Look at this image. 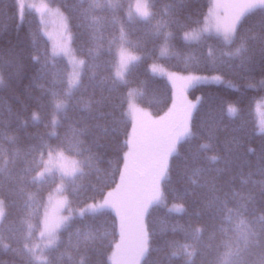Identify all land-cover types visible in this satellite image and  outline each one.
Segmentation results:
<instances>
[{
	"label": "snow or ice",
	"instance_id": "1",
	"mask_svg": "<svg viewBox=\"0 0 264 264\" xmlns=\"http://www.w3.org/2000/svg\"><path fill=\"white\" fill-rule=\"evenodd\" d=\"M122 7L120 0H103V3L91 0L89 7L80 13L81 26L92 41V46L85 49L87 60L76 58L64 41L58 42L54 47L52 61L45 59L41 62L39 56L32 57L37 63H41L35 78L37 81L44 79L50 63L54 66V57L57 55L67 56L72 65V71L66 80L67 87L63 90L58 89L57 84L60 82L56 80H53L52 86L48 88L43 84L37 85L51 98L54 114L46 125L51 130L37 137L35 143L23 151L16 147L19 140L17 136L9 135L6 126L4 130H0V177L5 178L4 182L0 183V221L6 219L9 209L15 204L18 192L24 191L27 185L43 186L56 174L60 180L58 197L53 200L50 196L46 206H37L35 195L29 194L26 205L31 211L24 221L26 232L18 237V240H22L21 246L14 248L11 243H4L5 238L0 236V246L5 251L22 256L23 264H59L55 254L60 245L61 230L71 228L76 218L90 214L93 219H98L105 216L108 210L115 211L119 217L120 239L115 243V250L112 252L115 264H140L142 258H145V264H148L146 257L151 251L150 233L144 218L153 205L167 207L165 191L160 182L167 176L169 158L177 151V145L182 139L194 135L190 120L195 105L187 103L184 90L208 78L195 75L172 77L174 81L180 82L178 95L181 109L177 116L172 115L177 107L175 102L173 109L158 120H154L147 112L130 107L131 133L129 135L125 129V135H128L125 141L127 151L123 153V167L117 166L112 174L115 187L106 195L101 193L102 199L99 203L87 204L78 211L73 210L71 202L63 193H71L80 180L93 171H98L95 161L100 159L99 150L109 146L111 138L120 132L122 123L116 118L115 107L111 103L112 94L127 83L125 76L144 58L127 50L126 46L139 48L140 45L127 38L128 33L121 25L117 45L120 59L116 75L111 80L103 77L97 80L101 66L95 61L100 55L101 46L96 41L103 18L96 16L95 12L110 10L115 13ZM183 7L181 0H172L162 10L157 11L155 3L136 0L135 5L128 6L125 23L129 29L134 28L136 23H143L147 28V35L163 40L160 55L166 56L169 54V41L173 38V33L167 29L185 27L179 16ZM17 8L18 15L22 14L23 0L17 4ZM257 10L262 17L259 32L249 35L244 31L246 19ZM213 36L225 46L239 42L233 51L224 54L227 59L221 63L226 66L231 67L229 61L235 59L240 61L241 67L251 64L257 51L260 62L264 65V0H226L224 3H218L202 27L184 32L185 41L197 43H206ZM109 43L111 45L117 42ZM143 51L145 55L149 54L146 48ZM215 62L213 60V63ZM13 66L18 74L21 67L19 54L13 50L0 53V88L9 86L2 72L5 68ZM155 70L153 66V71ZM212 79L219 80L221 77ZM260 84L264 87V81ZM98 85L99 98H93L84 104L87 109L84 126L73 128L70 136L66 135L61 139L56 129L61 126L63 119L67 118L74 94L80 90L87 92L92 89V95L95 97ZM228 111L235 114L238 109L229 105ZM57 115L61 118L58 119ZM16 119L20 120V116L17 115ZM31 119L42 122V116L37 112L31 114ZM20 123L21 126H26L27 120H20ZM85 136H90L91 142L83 139ZM53 138L59 142L55 146L49 143ZM4 142L9 145L7 148ZM200 147L203 150L209 149V145ZM65 151L74 153L80 159H69L65 156ZM209 159L218 160L215 156ZM222 171L217 169L216 175L205 176L204 169H196V174L202 177V182L193 180L194 187L185 190L179 197H193L192 206L197 209L196 215L206 217L209 222L210 242H202L203 229L196 228L194 232L187 234L191 243L169 242L172 248L170 257H181L183 264H264V212L256 214L255 208L252 207L257 198L264 204V146L260 149L257 167V173L262 179L252 180L251 173L247 179H242L244 185L250 183L251 187L236 189L231 180L221 179L219 173ZM117 176L118 182H115ZM197 188L202 191L197 192ZM39 207H43L42 218H39ZM65 211L67 215L63 214ZM187 211L184 203H174L168 208L169 213L186 214ZM33 216L38 218L37 223L32 222ZM176 228L174 225L171 230L176 231ZM35 232H38L36 237ZM12 235L16 236V233ZM75 235V247L79 250L83 245L85 251H91L97 257L94 264H104L101 259L104 248L112 247L107 231L89 224L83 231L77 228ZM213 241L216 243H212ZM73 264L93 262L86 261L81 256L73 260Z\"/></svg>",
	"mask_w": 264,
	"mask_h": 264
},
{
	"label": "trees",
	"instance_id": "2",
	"mask_svg": "<svg viewBox=\"0 0 264 264\" xmlns=\"http://www.w3.org/2000/svg\"><path fill=\"white\" fill-rule=\"evenodd\" d=\"M47 1L63 11L75 53L87 60L85 49L92 46V41L81 26L80 13L89 7L91 0ZM19 2L20 0H0V53L15 51L19 54L21 65L18 74L15 66L5 68L2 72L9 86L0 88V130H4L6 126L9 135L17 136L19 140L16 147L23 151L35 143L37 137L51 130L46 127L54 114L51 98L37 85L43 84L48 88L52 86L53 80H56L60 82L57 84L58 89L63 90L67 87L66 80L71 71L65 58L55 56L54 66L50 63L44 79L40 81L35 79L41 63H37L32 57L39 56L41 62L45 59L52 61V46L36 12L23 3L22 14L18 15ZM99 2L103 3V0ZM120 2L123 7L115 13L110 10L95 12L96 16L103 18L96 41L101 46L100 55L95 61L101 66L97 80L100 77L111 80L116 75L117 43L110 45L109 42L119 41L121 25L128 33L127 38L140 45L139 48L127 47L144 58L132 67L130 74L125 76L127 83L112 94L111 103L115 107L116 118L122 123L120 132L111 138L109 146L99 150L100 159L95 161V168L98 171H93L80 180L71 193H65L72 209L77 210L101 200V193L106 195L115 187L112 174L117 166L123 167L122 157L127 151L125 141L128 135H125V129L129 135L131 133L132 119L128 115L130 90H137L138 103L155 115L169 113L170 109H173L174 102L176 108L181 104L179 95L175 96L169 81L151 72L152 64H162L174 72L222 76L226 83L200 84L184 92V97L191 103L198 100L191 121L194 135L178 144L177 151L171 157L167 176L162 180L167 207L153 205L144 218L150 233L151 251L146 257L148 264H183L181 257H170L172 248L169 242L191 243V238L187 234L194 232L196 228L203 229L202 242H210L209 222L206 217L201 218L196 215L197 209L192 206L193 197L179 198L185 190L194 187L193 180L202 182V177L196 174V169H204L205 176L216 175L217 169L223 170L219 173L221 179L231 180L238 190L251 187L250 183L248 185L242 183V179H247L249 173L252 174L251 179L254 181L262 179L257 173V167L260 149L264 146V132H259L258 129L255 104L264 97V87L260 84L264 81V65L260 62L258 51L253 62L244 67L240 66L238 59L229 61L231 67L221 63L222 60L227 59L224 54L233 51L239 42L225 46L214 36L206 43L184 40V32L203 24L212 0H181L184 7L179 16L185 27L167 29L173 33V38L169 41L170 51L166 56L160 55L163 40L147 35V28L143 23H136L132 29H129L125 23L128 6L133 0H120ZM170 2L172 0H149V3L156 4L157 11L162 10ZM261 19L259 10L250 14L246 19L244 31L249 35L258 34ZM144 48L147 49L148 55H145ZM213 60L216 62L213 63ZM92 92V89H88L87 92L80 90L74 94L67 118L63 119L61 126L56 129L61 139L66 135L70 136L73 128L79 129L84 126L87 116L84 104L93 98H99L100 85L95 90V97ZM229 105H234L238 112L230 113ZM33 112L42 116V122L31 119ZM17 115L20 116V120H27L26 126H21L20 120L16 119ZM57 118L61 117L57 115ZM83 139L91 142L92 138L85 136ZM49 143L55 146L59 142L53 138ZM201 145H209V149L203 150ZM4 146L7 148L9 145L4 142ZM64 153L80 159L74 153L67 151ZM212 156L217 157L218 160H210L209 157ZM4 179L0 177V183L4 182ZM59 182V176L56 174L43 186L27 185L24 191L18 192L15 204L0 224V236L5 238L4 243H11L14 248L22 245V240H18V237L26 232L24 221L31 211L26 205L29 194L35 195L37 206L40 204L46 206L47 196L54 191ZM115 182H118V176ZM196 191L202 190L197 188ZM174 203H184L188 209L187 213H169L168 208ZM252 207L255 208L256 214L264 212V204H261L258 198ZM39 213V218H42L43 207H39ZM37 219L33 216L32 222L37 223ZM89 224L107 231L108 241L111 242L112 247L105 246L101 259L104 264H115L112 252L115 250V243L119 242L120 235L119 217L112 210H108L105 216L98 219H93L90 214L76 218L71 228L61 230L60 245L55 254L59 264H73V260L81 256L94 264L97 257L91 251H85L83 245L79 250L75 247L77 228L83 231ZM174 225L177 226L176 231L171 230ZM164 229L167 230L162 231ZM12 233H16V236ZM36 236L38 232L34 233V237ZM0 264H23V258L12 251H5L0 246ZM141 264H145V258H142Z\"/></svg>",
	"mask_w": 264,
	"mask_h": 264
},
{
	"label": "rangeland",
	"instance_id": "3",
	"mask_svg": "<svg viewBox=\"0 0 264 264\" xmlns=\"http://www.w3.org/2000/svg\"><path fill=\"white\" fill-rule=\"evenodd\" d=\"M148 2H149V0H148ZM224 2H226V0H212L211 5H210V7L208 9V12H207V14L205 16L204 22L199 27H202L204 25L205 21L210 16V13L215 9L216 5L218 3H224ZM23 3L26 4V6H28L29 9L33 10L34 12H36L38 17L40 18V20H41V22L43 24L44 33H45V35L48 37V39L51 42L52 53H53V49L56 46V44L58 42H60V41H64L67 44V46L72 50V52L76 56V58L83 59V58L79 57L75 53V50H74V47H73V44H72V36L70 34L69 27H68V22H67L65 14L63 13V11L60 8L53 7L52 5H50L48 3L47 0H23ZM135 3H136V0H133V2L131 4L135 5ZM187 42H192V41H187ZM118 43H119V41L116 44V53H117L116 71H117V65H118L119 59H120L119 48L117 46ZM127 50L133 55H138L135 52L131 51L128 47H127ZM57 56L65 58L66 61H68V63H69L70 71H72V65L70 63L69 58L67 56H63V55H57ZM153 66H155V69H156L155 71H153ZM150 69H151V72L153 74L161 76V77H163V78H165L166 80L169 81V83L171 84V86L173 88L175 96L178 95L180 82L179 81H174L172 79V77L174 75H176V76H184V77H187V76H190V75H195V76H201V77H207L208 78L206 80H203V81H201L199 83H196V84H194L192 86H189V87L185 88L184 92H186V91L190 90L192 87H194L196 85H200V84H211V83L221 84V83H226V80L220 75H200V74H193V73L174 72V71L166 68L165 66H163L162 64H159V63L152 64ZM213 77H221V79L215 80V79H212ZM137 95H138L137 90L132 89V90L129 91V94H128V115H129L130 107H133V108H136V109H139V110H142L144 112L149 113L151 115V117L153 119H155V120H158L160 117L165 116L166 113L161 114V115H155L149 109L141 106L138 103V101H137ZM186 101L189 104L195 105V108H196V106L198 104V100L193 101L192 103L189 100H186ZM255 105H256L255 112H256V118H257V122H258V129H259V132H264V97L261 98L259 101H257V103ZM195 108L192 109L190 125H191L192 116H193ZM180 109H181V104L178 105V108H176L174 110L172 115L173 116H177L178 113L180 112ZM129 117L132 119V117L130 115H129ZM182 140H184V139H182ZM177 147H178V145H177ZM65 156L68 157L69 159H77V158L69 156L67 154H65ZM171 157L169 158L168 167H169V164H170ZM160 183H161V187H162V181ZM59 185H60V182L57 185V187L54 189V191L51 192L47 196L46 205L48 203V199H49L50 196L53 198V200H55L58 197L59 193L57 192V188L59 187ZM63 195L67 196L65 192L63 193ZM100 201L101 200L96 201V202H92V203H99ZM92 203H89V204H92ZM79 209H77V211ZM63 214L67 215V211H65ZM0 224H1V221H0ZM141 261H142V259L140 260V264H141Z\"/></svg>",
	"mask_w": 264,
	"mask_h": 264
}]
</instances>
